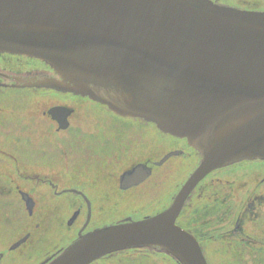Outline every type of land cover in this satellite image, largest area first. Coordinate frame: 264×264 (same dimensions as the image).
I'll use <instances>...</instances> for the list:
<instances>
[{
  "label": "water",
  "instance_id": "obj_1",
  "mask_svg": "<svg viewBox=\"0 0 264 264\" xmlns=\"http://www.w3.org/2000/svg\"><path fill=\"white\" fill-rule=\"evenodd\" d=\"M0 53L45 63L54 77L40 87L150 123L200 156L164 212L81 236L48 264L141 247L207 264L175 221L207 174L264 162V12L210 0H0Z\"/></svg>",
  "mask_w": 264,
  "mask_h": 264
},
{
  "label": "flooded vegetation",
  "instance_id": "obj_2",
  "mask_svg": "<svg viewBox=\"0 0 264 264\" xmlns=\"http://www.w3.org/2000/svg\"><path fill=\"white\" fill-rule=\"evenodd\" d=\"M210 1L264 12L243 0ZM53 77L37 59L0 53V264H48L81 236L161 214L200 163L185 139L40 87ZM175 225L207 264H242L249 253L264 263V162L207 174ZM92 264L179 263L141 247Z\"/></svg>",
  "mask_w": 264,
  "mask_h": 264
},
{
  "label": "rangeland",
  "instance_id": "obj_3",
  "mask_svg": "<svg viewBox=\"0 0 264 264\" xmlns=\"http://www.w3.org/2000/svg\"><path fill=\"white\" fill-rule=\"evenodd\" d=\"M242 0H240L241 3ZM245 2H247L248 4H250L251 6H255L258 5V7L264 8V0H243ZM81 101L76 100V99H70V104H80ZM87 104H90L89 102H87ZM31 143L29 142L28 145H30ZM34 147V146H33ZM238 180V179H237ZM257 253H249L247 255H244L241 259V261H244L242 264H254L253 261H257L256 264H264V263H260L259 258H257ZM232 262V261H231Z\"/></svg>",
  "mask_w": 264,
  "mask_h": 264
}]
</instances>
